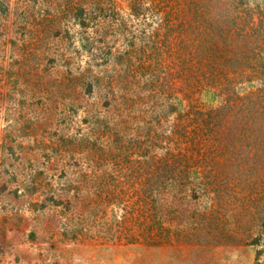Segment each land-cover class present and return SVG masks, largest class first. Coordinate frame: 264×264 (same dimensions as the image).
<instances>
[{"label": "rangeland", "instance_id": "374dc122", "mask_svg": "<svg viewBox=\"0 0 264 264\" xmlns=\"http://www.w3.org/2000/svg\"><path fill=\"white\" fill-rule=\"evenodd\" d=\"M81 2L86 5L88 0H0V264H264V186L259 191L254 185V171H248L247 178L227 180L233 179L228 174L239 163L230 159L220 161L217 170L222 174L224 197L229 182L242 190L230 199L236 209L222 204L220 198L216 211L208 216L213 225L207 232L200 223H186L182 228L185 233L200 232V239L174 233L169 243L151 247L145 242L101 237L109 229L112 214L105 215V205L94 213L91 200L107 185L112 188L107 179L112 168L98 167L93 161L96 150L97 154L108 150V142L77 140L92 128L83 122L76 70L90 62L98 81L94 79L95 90L85 98L101 100V112L103 93L108 90L104 87L111 78L119 79L113 69L114 58L91 59L80 48L84 36L77 19ZM114 2L130 17L131 0ZM242 14L239 21L244 27L251 19ZM149 35H141L135 42L129 64L126 59L118 66L136 68L138 78L128 89L139 94L131 100H143L140 108L123 118L128 121L129 135L118 150L138 149L150 131L156 138L154 150L161 155L164 148H176L168 144L183 132L182 121L178 113L170 112V106L176 96L187 100L189 87L182 78L176 79L175 63L170 64V59L165 61L166 67L153 61L149 70L141 68L144 58L153 52ZM259 44L262 48L253 45L246 51L249 53L234 62L222 60L218 68L224 84L236 85L232 97L240 95L247 104L246 94L264 82V75L255 73L252 65L254 54L264 53V38ZM202 100L213 107L220 104L212 94ZM234 122L224 123L226 132L233 131ZM236 150H227L230 158ZM239 179L244 186L246 179L250 183V190L245 187L247 194L242 193L245 190ZM211 203L208 197L198 203L191 201V215L207 213ZM114 216L123 221L125 213L117 208Z\"/></svg>", "mask_w": 264, "mask_h": 264}, {"label": "trees", "instance_id": "16d2710c", "mask_svg": "<svg viewBox=\"0 0 264 264\" xmlns=\"http://www.w3.org/2000/svg\"><path fill=\"white\" fill-rule=\"evenodd\" d=\"M244 1L131 0L130 17L120 12L114 0L80 3L77 19L84 30L81 50L91 59L108 56L110 61L114 58L113 69L119 79L111 78L104 87L108 90L102 92L104 112H101V100L85 98L93 94L95 80L98 81L90 62L76 70L78 103L85 114L83 122L92 128L90 134H81L77 140L90 144L100 138L108 142V150L102 154H97L96 150L93 161L98 167L112 168L107 176L112 188L107 185L91 200L94 213L98 206L105 205V215L112 214L109 229L101 236L106 241L145 242L156 247L169 243L174 233L200 239V232L185 233L182 228L192 221V225L202 224L207 232L206 228L213 225L208 216L216 211V200L221 198L222 204L231 205L235 210V201L230 199L242 191L231 187L234 182H229L226 197L221 194L222 174L217 170L220 161L239 162L235 171L228 174L233 175V179L228 177L227 180L247 178L250 176L247 172L254 171L253 181L259 183L254 185L259 191L264 186V82L246 94L247 104L240 95L232 97L236 95V85L224 84L221 70H218L222 60L234 62L253 45L262 48L259 40L264 38V1ZM242 13L249 14L251 19L244 27L239 21ZM256 13H259L257 18ZM134 19L137 20L135 24ZM225 22L231 23L229 27L224 26ZM141 35H149L154 45L141 68L149 70L153 61L166 67L165 61L170 59V64L175 63L176 79L182 78L189 87V94H185L187 100L176 96L175 104L170 106V112L178 113L182 121L181 139L174 133L177 139L168 145L174 144L176 148L173 151L170 146L164 148L161 155L154 150L156 138L150 131L138 149L118 150L129 135L128 121L123 118L140 108L143 101L131 100L139 94L128 89L138 78L136 68L127 65L118 69V66L126 59L129 64L131 48ZM254 57L255 73L264 75V53L258 51ZM175 83L178 86L177 80ZM208 94L220 104L213 107L203 102V96ZM229 121L236 127L228 133L224 123ZM230 148L237 149L231 158L227 152ZM239 183L243 185L240 179ZM244 183L245 192L242 193L247 194L246 188L251 185L247 179ZM119 185L120 188H116ZM205 197L212 201L207 213L191 215L194 214L191 201L198 203ZM243 207L248 206L244 204ZM117 208L125 213L123 221H117L114 216Z\"/></svg>", "mask_w": 264, "mask_h": 264}]
</instances>
